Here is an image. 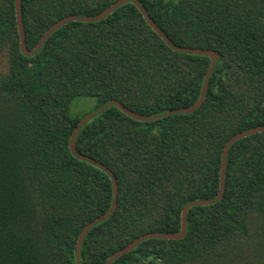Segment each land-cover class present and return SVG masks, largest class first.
<instances>
[{
	"label": "trees",
	"instance_id": "obj_1",
	"mask_svg": "<svg viewBox=\"0 0 264 264\" xmlns=\"http://www.w3.org/2000/svg\"><path fill=\"white\" fill-rule=\"evenodd\" d=\"M116 1L21 0L26 48L61 19ZM137 1L171 43L219 58L195 111L139 122L112 106L79 130L77 152L118 188L81 264H104L143 234L177 233L185 206L217 196L228 140L264 126V0ZM0 62V264H76L79 234L110 209L113 188L70 152L73 130L110 100L147 117L191 107L210 59L170 49L131 2L66 23L24 56L15 0H0ZM76 99L95 110L73 116ZM224 182L218 202L187 211L183 239L145 240L111 264H264V132L230 146Z\"/></svg>",
	"mask_w": 264,
	"mask_h": 264
},
{
	"label": "water",
	"instance_id": "obj_2",
	"mask_svg": "<svg viewBox=\"0 0 264 264\" xmlns=\"http://www.w3.org/2000/svg\"><path fill=\"white\" fill-rule=\"evenodd\" d=\"M131 2L133 3L137 9L139 10V12L141 13V15L143 16V18L146 20L147 24L152 28V30L158 34V36L164 41V43L173 51L178 52V53H184V54H190V55H202V56H206L210 59V66L207 69L206 73H205V77H204V83H203V88L201 90V93L199 95L198 100L195 102V104H193L191 107L188 108H182V109H173L170 110L168 112H165L163 114H160L158 116H151V117H147V116H142L139 115L131 110H129L128 108H126L125 106H123V104H121L119 101L117 100H110L108 103H106L105 105H103L101 108L96 109L95 111H93L92 113L86 115L82 120H80V122L77 124L76 128L73 130V133L70 137V141H69V149L70 152L78 159L87 162L97 168H100L102 170H104L111 178L112 181V188H113V197H112V204L110 209L103 214L102 216H100L99 218H97L96 220L88 223L80 232L78 240L76 242L75 245V260H76V264H81L80 262V247L82 245V242L85 238V235L87 234V232L94 227L96 224L105 221L107 218H109L115 211L116 209V204H117V194H118V188H117V182L115 177L113 176L112 172L109 171L104 165H102L101 163H98L97 161L93 160L92 158H89L87 156H84L82 154H79L76 150V146H75V139L76 136L79 132V130L92 118H94L96 115H98L99 113H101L102 111H104L105 109L109 108V107H116L118 110H120L121 112H123L124 114H126L128 117L139 121V122H151V121H155L157 119L163 118L165 116H169L172 114H185V113H190L195 111L197 108H199L204 99L205 96L208 92V88H209V82H210V76H211V72L214 69L217 60H218V55L216 54V52L212 51V50H200V49H195V48H186V47H181V46H177L173 43H171L167 37L163 34V32L159 29V27L152 21V19L149 17V15L146 13V11L144 10L143 6L137 1V0H118L115 3H113L112 5H110L107 9H105L103 12H101L100 14H98L95 17H77V16H67L63 19H61L60 21L56 22L55 24H53L52 26H50L45 33L41 36L40 40L38 41V43L36 44V46L32 49V50H28L26 48V42H25V32H24V28H23V23H22V18H21V0H15V16H16V23H17V30H18V35H19V49L22 52V54L24 56H33L34 54H36L44 45L45 41L47 40V38L58 28L62 27L63 25H65L68 22H84V23H90V22H95V21H99L102 20L103 18H105L106 16H108L109 14H111L115 9H117L118 7ZM260 132H264V126H260V127H255V128H251L249 130L237 133L235 135H233L228 142L226 143V145L223 148V152H222V165H221V173H220V180H219V191L217 196L213 199V200H202V201H195V202H191L189 203L187 206H185L182 210L181 213V226L180 229L177 233H166V234H160V233H147V234H143L142 236L136 238L134 241H132L131 243H129L127 246H125L124 248L120 249L119 251L113 253L106 261L104 264H111L114 260L118 259L119 257L125 255L126 253H129L130 251H132L135 247H137L141 242L148 240V239H162V240H180L183 239L185 237L186 234V214L187 211L194 206H206V205H211L214 204L216 202H218L224 194V188H225V169H226V157L228 154V150L230 148V146L235 143L236 141H238L239 139L251 136L255 133H260Z\"/></svg>",
	"mask_w": 264,
	"mask_h": 264
},
{
	"label": "rangeland",
	"instance_id": "obj_3",
	"mask_svg": "<svg viewBox=\"0 0 264 264\" xmlns=\"http://www.w3.org/2000/svg\"><path fill=\"white\" fill-rule=\"evenodd\" d=\"M3 63L0 62V72L3 70ZM73 107V108H72ZM71 114L73 116L90 113L96 108V101L94 99H76L72 103ZM260 234L258 238L261 236Z\"/></svg>",
	"mask_w": 264,
	"mask_h": 264
}]
</instances>
